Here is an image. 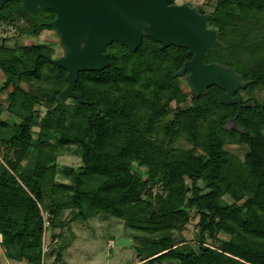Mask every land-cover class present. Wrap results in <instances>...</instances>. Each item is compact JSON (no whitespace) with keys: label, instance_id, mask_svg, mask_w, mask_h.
I'll return each instance as SVG.
<instances>
[{"label":"trees","instance_id":"16d2710c","mask_svg":"<svg viewBox=\"0 0 264 264\" xmlns=\"http://www.w3.org/2000/svg\"><path fill=\"white\" fill-rule=\"evenodd\" d=\"M211 6L196 8L210 14L206 26L223 47L208 49L203 62L233 66L249 81L235 95L264 90V0H214ZM54 18L43 7L31 15L17 0L0 3V25L22 20L33 37L53 29L45 23ZM106 52L108 66L78 74L74 90L83 101L66 102L58 98L66 71L39 56L51 57V49L0 44V91L7 101L0 112L14 116L0 119L3 255L43 264L47 211L52 229L109 215L143 234L132 246L141 262L128 264H264V93L224 105L222 90L212 85L197 105L194 91L187 103L179 78L188 72L172 75L191 58L186 48L161 49L144 35L133 52L117 42ZM42 100L41 115L35 106ZM237 111L234 129L227 120ZM226 144H237L243 156ZM60 153L78 155L80 164L59 165ZM191 210L199 226L192 243L174 234ZM68 246L58 244L51 264Z\"/></svg>","mask_w":264,"mask_h":264},{"label":"water","instance_id":"95a60500","mask_svg":"<svg viewBox=\"0 0 264 264\" xmlns=\"http://www.w3.org/2000/svg\"><path fill=\"white\" fill-rule=\"evenodd\" d=\"M8 0H0L3 3ZM23 9L36 15L40 7L51 10L55 18L46 22L59 36L63 54L48 57L49 62L66 71V86L58 94L60 100L77 98L81 93L74 90L81 71L101 70L108 66L107 45L117 42L133 52L145 35L160 43V48L173 45L184 47L191 58L173 72V77L185 75L186 82L197 97L207 92V87L216 86L222 91L218 99L224 105H242L239 89L249 84L233 66L218 62H203L205 52L218 49L223 44L215 29L206 26L209 13H201L187 2L172 3V0H17ZM250 105V102L243 104ZM236 114L227 124L236 129Z\"/></svg>","mask_w":264,"mask_h":264},{"label":"rangeland","instance_id":"374dc122","mask_svg":"<svg viewBox=\"0 0 264 264\" xmlns=\"http://www.w3.org/2000/svg\"><path fill=\"white\" fill-rule=\"evenodd\" d=\"M175 3L187 2L189 5L199 7L205 11L212 8L214 0H174ZM35 22L34 18L30 19V24ZM24 22H7L0 25V44L9 47L21 44L41 43L51 49V57H59L62 53V48L59 45V36L54 29H42L40 33L33 37L23 30ZM0 73V82H1ZM180 86L187 92V103H190L193 90L186 82L184 77L179 78ZM22 86L26 89L25 83ZM264 90H254L253 92L240 91L243 98L253 95L256 98H261ZM70 98L66 102H70ZM0 104L7 105L5 99V92L0 91ZM35 108L42 115L46 107L44 100L37 104ZM14 116L6 111L0 112V119L11 121ZM36 129V128H34ZM179 145L188 146L185 142H179ZM225 148L229 151L243 156V149L237 144H226ZM59 165L78 166L80 158L73 153H60L57 157ZM57 181H66L60 175L56 176ZM189 183V180H187ZM155 190V188L153 189ZM68 215V210L63 211L60 220ZM199 229L198 214L191 210L189 214V221L185 224L183 230L175 231V237L190 241L195 239V234ZM58 235L51 241L52 235ZM143 235L136 233L131 229L124 227L123 222L109 215H101L93 217L85 221H74L70 226L56 227L52 229L48 223L43 232V243L45 245V253L43 256V264H51L56 256L58 244L61 241L69 243V246L64 248L61 252L62 259L57 264H128L140 263L139 257L136 256L132 246L140 245ZM113 243V244H112ZM5 256L0 254V264H5ZM16 264H25L24 262H17Z\"/></svg>","mask_w":264,"mask_h":264},{"label":"built area","instance_id":"2783aa9c","mask_svg":"<svg viewBox=\"0 0 264 264\" xmlns=\"http://www.w3.org/2000/svg\"><path fill=\"white\" fill-rule=\"evenodd\" d=\"M42 214H43V219H44V223H43V226H44V230H45V228L47 227V225H48V221H47V219H48V216H49V213L47 212V211H42ZM113 244V243H112ZM45 245H44V243H43V249H42V251H45Z\"/></svg>","mask_w":264,"mask_h":264},{"label":"crops","instance_id":"0c3cea01","mask_svg":"<svg viewBox=\"0 0 264 264\" xmlns=\"http://www.w3.org/2000/svg\"><path fill=\"white\" fill-rule=\"evenodd\" d=\"M0 254L3 255V252L1 251V248H0ZM5 260H6L5 264H16V262L14 260H10V259H8L6 257H5Z\"/></svg>","mask_w":264,"mask_h":264}]
</instances>
